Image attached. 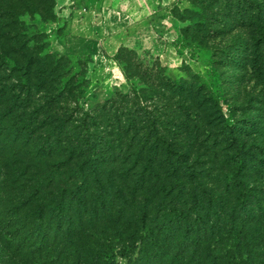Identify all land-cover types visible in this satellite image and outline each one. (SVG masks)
Listing matches in <instances>:
<instances>
[{
    "label": "trees",
    "instance_id": "1",
    "mask_svg": "<svg viewBox=\"0 0 264 264\" xmlns=\"http://www.w3.org/2000/svg\"><path fill=\"white\" fill-rule=\"evenodd\" d=\"M195 1L183 11L185 43L204 46L231 28L247 29L251 57L244 61L261 80L264 59L255 54L264 50V0ZM218 16L229 21L214 27ZM16 17L0 7L3 263L264 264V147L247 141L264 133V95L259 115L225 120L211 83L210 106L192 116L181 100L191 99L196 112L200 85L169 78L157 59L125 58L126 77L149 79L151 95L132 88L93 113L75 108L76 120L57 116L77 93L79 61L31 53ZM151 96L176 100L159 108L168 109L164 122L145 106ZM163 123L175 141L160 136ZM193 146L215 171L192 159Z\"/></svg>",
    "mask_w": 264,
    "mask_h": 264
},
{
    "label": "rangeland",
    "instance_id": "2",
    "mask_svg": "<svg viewBox=\"0 0 264 264\" xmlns=\"http://www.w3.org/2000/svg\"><path fill=\"white\" fill-rule=\"evenodd\" d=\"M192 3L199 4L195 0H4L0 7L15 12L19 30L31 53L65 55L72 62L79 61L72 70L78 74L75 78L77 85L72 87L77 93L68 98L67 104H61V108L56 110L57 116L71 114V118L76 120L80 114L75 108L93 113L95 107H100L119 93H131L132 88L142 98L151 95L147 91L149 79L126 77L123 69L125 58H133V62L136 59H157L169 78L200 85L202 93L192 100L195 106L201 102L196 112L190 110L191 99L181 100V109L192 116H198L203 107L210 106L206 103L210 101L209 97H204V94L211 91V83L219 87L216 102L225 120L232 116L233 120L245 121L259 115L264 95V68L261 80H257V75L250 72L248 64H245L244 59L251 57L246 49V44L250 43L247 29L231 28L206 40L204 46L203 43L199 46L185 43L181 30L189 22L183 18L187 17L183 11L192 10ZM6 19L2 20L3 23H7ZM228 21L218 16L214 27ZM122 47L125 50H120ZM255 56L259 61L264 59V50L256 52ZM232 58H235L232 65H224L223 62L229 63ZM152 96L144 104L153 118L156 116L164 122L168 109L159 108L164 104L173 108L176 100L164 103ZM213 103L216 104L214 100ZM163 126L164 123L158 129L160 136L173 141ZM182 133L178 135L186 136ZM177 140L184 141L181 138ZM247 141L264 147V133L255 134ZM179 144L183 151L190 145L189 140ZM190 152L192 159L198 157L201 166L212 167L215 171L217 167L201 155L203 150L193 146ZM259 180L264 183V178ZM104 226L108 229V225ZM4 260L0 258V264H5Z\"/></svg>",
    "mask_w": 264,
    "mask_h": 264
}]
</instances>
